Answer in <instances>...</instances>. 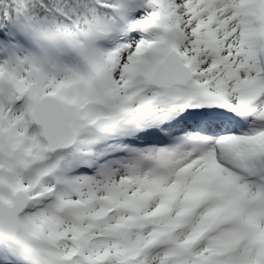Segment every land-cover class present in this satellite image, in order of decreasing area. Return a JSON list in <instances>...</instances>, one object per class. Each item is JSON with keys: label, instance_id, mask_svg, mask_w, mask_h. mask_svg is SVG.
<instances>
[{"label": "snow or ice", "instance_id": "1", "mask_svg": "<svg viewBox=\"0 0 264 264\" xmlns=\"http://www.w3.org/2000/svg\"><path fill=\"white\" fill-rule=\"evenodd\" d=\"M0 264H264V0H0Z\"/></svg>", "mask_w": 264, "mask_h": 264}]
</instances>
